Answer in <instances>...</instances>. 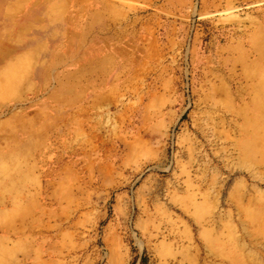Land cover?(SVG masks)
<instances>
[{"label": "rangeland", "instance_id": "1", "mask_svg": "<svg viewBox=\"0 0 264 264\" xmlns=\"http://www.w3.org/2000/svg\"><path fill=\"white\" fill-rule=\"evenodd\" d=\"M0 264H264V0H0Z\"/></svg>", "mask_w": 264, "mask_h": 264}]
</instances>
